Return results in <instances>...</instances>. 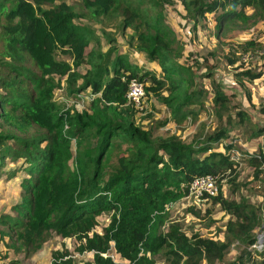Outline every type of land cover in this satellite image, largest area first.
Wrapping results in <instances>:
<instances>
[{
    "label": "trees",
    "instance_id": "trees-1",
    "mask_svg": "<svg viewBox=\"0 0 264 264\" xmlns=\"http://www.w3.org/2000/svg\"><path fill=\"white\" fill-rule=\"evenodd\" d=\"M80 1L86 13L67 0H0V118L9 126L0 128V169L6 167L7 159H23L20 168L0 173L10 179L19 170L25 172L20 181L22 198L12 205L16 213H0V240L13 239L12 230L10 246L29 253L53 233L72 236L74 252L93 251L92 261L84 264H155L158 254L166 264H264L263 252L248 249L263 227L258 210L244 198L225 197L219 183L236 176L238 162L233 152L237 150L230 140V124L232 116L241 124L247 113L242 109L234 115L227 113L230 94L214 82L211 105L222 125L198 142H185L175 133L153 135L150 128L138 126L136 110L126 97L132 78L143 82L146 93L151 91L169 107L176 123L192 121L197 109L203 108L199 90H188L195 77L186 62L179 61L183 47L164 14L155 9L159 0ZM181 3L195 23L212 13L218 31L236 20L264 22V0ZM113 17L120 19L115 26L121 31L133 30L129 45L158 61L160 77L129 63L127 55L113 44L115 37L103 29L109 44L101 49L94 23ZM238 44L243 53L231 51L227 64H236L244 53H262L264 45L254 39ZM57 48H64L72 61L55 58ZM80 64L86 66L83 73L75 70ZM241 66L237 65L235 73L241 85L244 78L253 81L263 73ZM61 80L69 93L90 88L93 97L88 108L66 107L54 99ZM245 95L251 101L250 92ZM258 111L264 115V102ZM33 126L36 130L31 133ZM263 131L258 126L252 134L259 136ZM248 161L258 176L264 167V152L251 155ZM207 174L216 178L219 187L207 200L230 214L224 239L196 232L188 235L178 224H166L167 205L185 197L195 177ZM187 209L201 216L199 208ZM104 212L110 213V220L97 231L98 216ZM234 244L239 245L238 254L224 262ZM71 253L66 248L54 250L51 264H74ZM6 264L20 262L10 259Z\"/></svg>",
    "mask_w": 264,
    "mask_h": 264
},
{
    "label": "rangeland",
    "instance_id": "rangeland-1",
    "mask_svg": "<svg viewBox=\"0 0 264 264\" xmlns=\"http://www.w3.org/2000/svg\"><path fill=\"white\" fill-rule=\"evenodd\" d=\"M159 1L160 3L155 9L164 14L165 20L173 28L176 41L180 42L183 47V56L179 61L180 63L186 62L187 67L195 77V84H189L188 90L195 92L199 90L204 106L199 109L193 105L194 109H198L196 111L197 115L192 121L186 119L181 123H176L171 118L169 107L149 91L146 93L143 109H135V123L142 128H150L153 135L166 136L175 133L185 142H198L203 136L221 124V119L216 116L211 105L212 83H220L223 91L230 94L226 112L234 115L236 110L242 109L247 113L244 122L241 124H238L236 117L232 116L233 122L230 124L231 129L229 132L230 140L235 145V150H237L233 152L234 160L238 162L237 173L236 176L226 177L219 182L220 188L225 197L229 199L240 200L244 198L248 200L258 210L259 224L262 227L264 226V167L258 176H254V167L248 161V158L253 154L264 152V131L259 136L252 134V130L256 127H264V115L258 111L259 104L264 102V45L260 48L262 53L257 51L253 54L244 53L234 65L227 64V55H230L234 49L237 50V54L241 55L240 51L241 53L243 51L238 42H243L247 39H254L264 43V22L261 19L248 21L247 23L236 20L223 31H218L212 13L208 12L195 23L187 17L181 0ZM67 3L73 5L77 11L86 13L80 0H67ZM43 6L50 7L51 5L44 4ZM246 11L250 13L252 9L246 8ZM80 18L82 21H88L85 17L81 16ZM119 21L120 19L113 17L101 24L94 23L96 34L100 37L101 49L105 50L109 44L101 31L103 29L105 32L110 33L112 37H115L113 44L117 45L120 52L127 55L129 63L135 65L138 69L152 70L160 77L162 70L158 61L150 60L145 53L128 44L129 35L133 30L127 27L124 31H121L119 27L115 26L118 25ZM2 47V41L0 40V51ZM63 49L57 48L54 50L53 56L57 59H65L71 62V55L63 52ZM237 65H242L241 69L247 68L254 72L262 71L263 73L259 79H254L253 81H247L244 78V85H241L235 78V73L239 70ZM85 67L84 64H80L75 70L83 73ZM246 91L250 92L251 101L247 100ZM163 93L167 94V90H163ZM53 96L60 105L81 110L88 108L93 94L90 88H86L79 93H69L64 86L63 80H61V85L54 91ZM222 119L223 122L226 120L225 114ZM161 121H164V123L161 124ZM0 123V128H9L3 118H0ZM35 130L34 126L30 128L31 133H34ZM221 144L216 145L222 148ZM111 157L114 159L115 155ZM22 160V158L16 161L7 159L6 167L3 170L15 167L17 169L20 168L23 163ZM1 173L0 213L10 211L15 214L16 212L12 205L22 198L23 190L20 181L25 172L19 170L10 180L5 177L4 172ZM232 177L234 178L231 179ZM210 203L211 200L197 207L201 210V216H196L187 209L189 206L196 207L194 201H190L187 197H182L178 201L169 203L165 213L166 224H178L188 235L196 232L203 236L224 239L225 224L230 214L221 209L219 204L211 205ZM206 209L209 210L208 213H206ZM109 220V212H104L98 216L96 230L102 231ZM0 228L2 229L1 225ZM10 232L13 239L5 236L4 239L0 240V263H6L10 259H18L20 264H51L52 252L54 250H63L64 248L72 252L74 264H84L86 261L91 262L93 259L91 251L83 253H75L73 251L74 237L55 233L36 251L27 253L20 249L16 252L10 246L14 242V232L12 230ZM239 249L238 244L231 245L223 261H230L238 254ZM114 258L118 261L126 262V260L118 256L114 255ZM155 258V264H166L162 254L156 255ZM203 264H206L205 261H203ZM215 264L220 263L216 262Z\"/></svg>",
    "mask_w": 264,
    "mask_h": 264
},
{
    "label": "built area",
    "instance_id": "built-area-1",
    "mask_svg": "<svg viewBox=\"0 0 264 264\" xmlns=\"http://www.w3.org/2000/svg\"><path fill=\"white\" fill-rule=\"evenodd\" d=\"M127 101L138 110H142L145 104V87L143 82L136 78L130 79L126 93ZM219 191L216 178L212 174L195 177L189 184L188 194L185 196L194 201L196 207H200L210 197ZM253 252L264 253V226L257 232L256 240L248 247ZM0 264H4L0 263ZM6 264V263H5Z\"/></svg>",
    "mask_w": 264,
    "mask_h": 264
},
{
    "label": "crops",
    "instance_id": "crops-1",
    "mask_svg": "<svg viewBox=\"0 0 264 264\" xmlns=\"http://www.w3.org/2000/svg\"><path fill=\"white\" fill-rule=\"evenodd\" d=\"M19 172V171H18ZM17 174V173H16ZM24 176V175H23ZM11 179V178H10ZM10 179H8V180H10ZM5 212H8V211H5ZM10 212V211H9ZM92 253H93V251H91ZM76 253V252H75Z\"/></svg>",
    "mask_w": 264,
    "mask_h": 264
}]
</instances>
